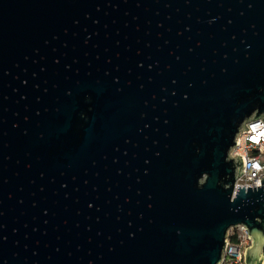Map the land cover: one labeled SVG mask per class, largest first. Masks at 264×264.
Here are the masks:
<instances>
[{"label": "water", "instance_id": "95a60500", "mask_svg": "<svg viewBox=\"0 0 264 264\" xmlns=\"http://www.w3.org/2000/svg\"><path fill=\"white\" fill-rule=\"evenodd\" d=\"M264 0H0V264L264 260Z\"/></svg>", "mask_w": 264, "mask_h": 264}, {"label": "built area", "instance_id": "2783aa9c", "mask_svg": "<svg viewBox=\"0 0 264 264\" xmlns=\"http://www.w3.org/2000/svg\"><path fill=\"white\" fill-rule=\"evenodd\" d=\"M247 128L250 131L239 134V144L232 151L233 157L241 156L245 162L243 174L236 182V191L239 187L258 188L264 179V120L250 122ZM251 242L244 226L231 229L221 264H246V250Z\"/></svg>", "mask_w": 264, "mask_h": 264}]
</instances>
